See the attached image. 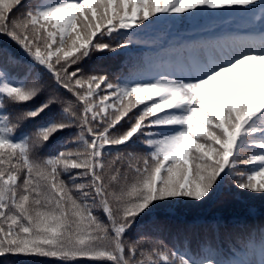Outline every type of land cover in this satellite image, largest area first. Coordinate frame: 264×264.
<instances>
[{
  "label": "snow or ice",
  "instance_id": "snow-or-ice-1",
  "mask_svg": "<svg viewBox=\"0 0 264 264\" xmlns=\"http://www.w3.org/2000/svg\"><path fill=\"white\" fill-rule=\"evenodd\" d=\"M208 10L249 18L260 25L259 40L211 49L182 75L113 81L82 67L93 52L131 46L124 36L158 22V14L183 22ZM0 36L51 81L39 104L15 118L0 115V257L221 264L212 246L199 253L169 248L156 235L163 226L155 213L181 199L264 195V0H0ZM13 57L0 48V68ZM44 91L39 77L13 84L0 70V106ZM53 108L59 111L17 137ZM65 131L71 135L63 150L44 156ZM141 136L146 154L120 153L117 146ZM237 165L247 172L236 174Z\"/></svg>",
  "mask_w": 264,
  "mask_h": 264
},
{
  "label": "trees",
  "instance_id": "trees-1",
  "mask_svg": "<svg viewBox=\"0 0 264 264\" xmlns=\"http://www.w3.org/2000/svg\"><path fill=\"white\" fill-rule=\"evenodd\" d=\"M23 10L21 9L20 11ZM16 15H19V12ZM136 37L142 40L144 47L140 45L137 50L124 51L123 54V49H118L115 52H93L89 58L82 62V67L86 72L96 70L107 73L113 81L129 75L136 76L138 71L145 66V60L147 58L152 60L151 56H149V48L153 50L150 38L140 37L139 35ZM108 39L110 38L106 36L105 40ZM0 45V47L8 49L14 55H16L15 53L23 55L20 49L7 37L0 36ZM30 65L35 78L39 77L42 81L49 80L47 74L39 66L31 63ZM124 103H127V101ZM23 105H27V102L22 105L11 104V108L18 113ZM141 105H137V109ZM137 109H133V111ZM55 111L58 112L59 109L56 108ZM47 119V117H42V122L45 123ZM70 135L68 131L56 134L45 147L43 155L47 156L49 153L63 150L64 146L61 142L66 141ZM142 141L143 139H141ZM132 143L127 146H117L120 153L125 155L129 153ZM138 149H141V146L139 147L138 143H135L132 151L135 152ZM115 154L116 150L113 149L112 155ZM243 193L245 195L242 199L240 198L242 193L231 197L226 207L225 205L221 207L218 203L210 205L204 210V215H195L196 213L187 212L189 215L187 217L191 219L169 217V213L174 210L172 205H168L163 210H157L155 215L163 228L156 235L169 248H174L178 253L186 251L199 253L207 251L208 247L212 246L217 249L214 256L221 264L230 259L260 262L264 259V253L261 251L262 245H264V211H262L264 205H260L264 204V195L250 192ZM245 244H248V249L242 250ZM254 250L260 252L263 256L258 260L247 259L246 256ZM51 260L53 259L5 255L0 257V264H49ZM56 264H61V262L56 260ZM74 264H107V262L78 258Z\"/></svg>",
  "mask_w": 264,
  "mask_h": 264
},
{
  "label": "rangeland",
  "instance_id": "rangeland-1",
  "mask_svg": "<svg viewBox=\"0 0 264 264\" xmlns=\"http://www.w3.org/2000/svg\"><path fill=\"white\" fill-rule=\"evenodd\" d=\"M249 22H250V20H249ZM250 24L252 25V27H253V29H254L255 31H258V30H259V28H260V25H259V24H257V23H252V22H250ZM246 38H249V39H250L249 36H246ZM254 40L257 41V38H256L255 34H254ZM244 42H245V41H244ZM232 44H234V43L232 42L230 45H232ZM183 66L189 67V63H186V64H184ZM159 74H170V75H173V74L170 72V70L167 69V68L161 69L159 72H156V73L154 74V76H157V75H159ZM182 74H186V73H185L184 71L181 70L179 75H182ZM170 205H171V204H170ZM176 206H178V205L176 204Z\"/></svg>",
  "mask_w": 264,
  "mask_h": 264
}]
</instances>
